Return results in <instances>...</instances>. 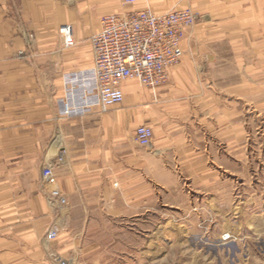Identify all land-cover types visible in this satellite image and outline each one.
I'll use <instances>...</instances> for the list:
<instances>
[{
    "label": "crops",
    "instance_id": "obj_1",
    "mask_svg": "<svg viewBox=\"0 0 264 264\" xmlns=\"http://www.w3.org/2000/svg\"><path fill=\"white\" fill-rule=\"evenodd\" d=\"M137 1L123 7L119 0H0V264H48L52 252L74 262L98 250L103 235L136 228L141 234L147 221L161 233L160 203L176 209V200L189 198L183 175L194 173L196 206L219 205L200 189L208 182L201 171L206 155L236 127L234 110L220 108L218 86L244 99L264 91V0ZM146 7L197 14L167 82L153 93L127 80L123 101L108 110L62 114L63 103L86 96L90 38L101 16ZM66 24L74 41L67 48L59 33ZM143 123L166 134L155 148L134 141ZM206 133L211 141L201 137ZM61 148L67 155L53 181L68 203L51 207L41 170ZM52 226L58 234L47 241Z\"/></svg>",
    "mask_w": 264,
    "mask_h": 264
},
{
    "label": "rangeland",
    "instance_id": "obj_2",
    "mask_svg": "<svg viewBox=\"0 0 264 264\" xmlns=\"http://www.w3.org/2000/svg\"><path fill=\"white\" fill-rule=\"evenodd\" d=\"M218 87L220 108L234 110L236 127L231 133H222L211 157L206 155L207 164L201 171L208 182L201 183L200 189L205 195L217 196L219 205H205L207 209L202 211L194 204L200 203L193 192L199 188L191 182L194 173L183 175V192L189 198L176 200V209H170L167 201L160 203L155 219L163 226L161 233L146 217L141 234L139 228L117 230L112 238H99L98 250L84 259L72 262L52 252L46 258L48 264H264V91H251L250 95H256L244 99L236 93L226 95L220 90L222 85ZM165 135L158 131L153 146L144 148H155L158 144L154 143ZM229 136L234 137L231 146ZM201 137L211 141L208 133ZM239 204L242 209L236 211ZM167 220L177 226L170 228ZM52 228L58 234L57 227L49 230ZM142 247L145 249L140 250Z\"/></svg>",
    "mask_w": 264,
    "mask_h": 264
},
{
    "label": "built area",
    "instance_id": "obj_3",
    "mask_svg": "<svg viewBox=\"0 0 264 264\" xmlns=\"http://www.w3.org/2000/svg\"><path fill=\"white\" fill-rule=\"evenodd\" d=\"M84 4L85 0H71ZM122 6L133 5L137 0H119ZM197 14L192 8L170 9L158 14L149 7L137 11L110 13L100 18V29L91 36L93 67L89 87L83 101L70 105L63 103L62 114H84L93 108L106 111L124 99L123 84L133 80L153 93L166 83L171 67L178 65L184 55L181 44L185 33L192 28ZM63 46L74 45L72 25L59 28ZM155 131L147 123L134 130V140L139 147H152ZM67 151L61 148L56 157L42 167L41 177L49 185L46 193L49 205L65 206L67 197L54 186L55 168L64 163ZM57 230L47 231L46 239L53 240Z\"/></svg>",
    "mask_w": 264,
    "mask_h": 264
}]
</instances>
